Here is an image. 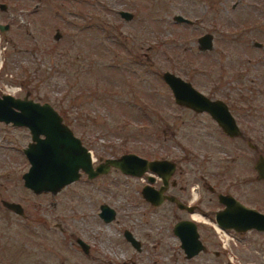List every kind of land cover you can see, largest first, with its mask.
<instances>
[{"label": "rangeland", "instance_id": "1", "mask_svg": "<svg viewBox=\"0 0 264 264\" xmlns=\"http://www.w3.org/2000/svg\"><path fill=\"white\" fill-rule=\"evenodd\" d=\"M1 3L0 26L7 28L0 29V95L64 112L62 122L91 151L93 165L125 153L180 157L183 173L174 178L201 186L202 209L220 206L210 184L264 213V180L254 168L264 157V0ZM177 14L192 24L174 22ZM205 33L212 49L203 52L197 39ZM164 71L227 103L241 134L228 138L206 113L175 104ZM30 141L27 128L0 122V264H264V232H217L212 221L199 223L204 249L187 259L172 232L185 215L145 201V174L110 168L92 179L81 173L55 194L33 193L22 179L29 167L22 149ZM2 200L19 203L23 216ZM101 204L115 210L111 222L98 216Z\"/></svg>", "mask_w": 264, "mask_h": 264}, {"label": "water", "instance_id": "2", "mask_svg": "<svg viewBox=\"0 0 264 264\" xmlns=\"http://www.w3.org/2000/svg\"><path fill=\"white\" fill-rule=\"evenodd\" d=\"M4 10L5 5L0 4ZM119 15L131 19L132 14L120 11ZM176 23L192 24V21L182 15H174ZM0 26V29H6ZM58 38V37H56ZM212 35L205 33L197 39L200 51L212 49ZM261 47V43H254ZM162 80L169 88L175 104L191 109L196 113H207L217 124L222 133L228 137H236L241 131L226 103L220 99H210L196 90L189 82L179 76L164 71ZM0 122L11 123L16 127H25L29 130L31 141L23 149L29 167L22 175L23 185L33 193L49 192L55 194L63 187L76 182L81 173L88 179L101 174H107L110 168H117L124 175L141 177L148 170L165 180L163 171L172 167L170 162L164 160H148L133 153H125L119 157H109L93 165L95 161L91 151L82 145L81 140L73 131L62 122V117L48 103H39L24 97L15 98L5 94L0 97ZM258 177L264 179V157L258 156L254 165ZM168 174L170 171L167 172ZM149 181L152 177H148ZM142 197L153 206H159L163 197L157 191L146 185L141 191ZM219 202L224 205L215 215V225L221 229H233L236 232L256 230L264 232V213L246 207L230 195H218ZM1 205L7 210L23 216V208L19 203L6 200ZM115 210L106 204L99 206L98 216L106 223L115 218ZM173 234L178 238L180 247L187 259L196 256L204 249L198 238L196 225L191 221H179L174 224ZM123 237L135 249L139 250V240L131 231L124 230ZM84 253L88 245L81 239L76 240Z\"/></svg>", "mask_w": 264, "mask_h": 264}, {"label": "flooded vegetation", "instance_id": "3", "mask_svg": "<svg viewBox=\"0 0 264 264\" xmlns=\"http://www.w3.org/2000/svg\"><path fill=\"white\" fill-rule=\"evenodd\" d=\"M3 95H5V94H3ZM3 95H0V97L3 96ZM15 98H19V97H15ZM23 98H20V99H23ZM27 99H29V98H27ZM226 105H227V103H226ZM228 109H229V107H228ZM229 111H230V109H229ZM2 123H4V122H2ZM4 124L5 125H12L11 123H4ZM228 138H232V137H228ZM82 145L84 146L83 143H82ZM250 146L253 147L252 144H250ZM22 153H23V149H22ZM179 158L180 157L174 159V158H169L168 156H166L165 158H160V159H148L150 161L151 160H160V161L164 160V161L170 162L172 164V167H166L165 170L163 171V173H165V175H166L165 176V180H163L162 178L158 177L155 173H153V172H151L149 170L147 172H145L144 174L146 175V181L147 182L143 185V187L146 186V185H149L153 189H155L157 191H160L161 196L163 197V201H162V203L160 205L168 203L170 205H173L179 211L184 213L185 216H183L180 219H178L177 222H179V221H191V222H193L196 225V229H197L199 223H201L203 221L207 222V223H211V221H212L215 224V222H216V220H215L216 213L218 211H221L224 208V205L219 202L218 195L219 194H221V195H230V194L216 192L215 191V186H211L210 184L209 185L205 184V186L207 187V190L212 194V196L214 198H216V201L220 204V206H219V208H217L216 210H213V211L209 210L208 208L207 209L209 211L207 209H202L201 206L203 204L204 199L202 198L201 194L199 193V189H200L201 186L199 184H197V186H191L190 185L191 182L187 183L185 186L184 185H179L178 182H177V179L174 178V175L176 173H179V174L183 173V171L179 170L181 168L180 165H179V163H180ZM183 158H185V157H183ZM168 171H170L169 174L167 173ZM148 177H152V180L149 181ZM262 180H264V179H262ZM143 187L141 188V191H142ZM230 196H232V195H230ZM233 198L235 200H237V198H235V197H233ZM238 202L241 203L240 201H238ZM241 204L244 205L243 203H241ZM244 206H246V205H244ZM246 207H249V206H246ZM249 208H252V207H249ZM254 210H256V209H254ZM194 214H197L200 218H196L195 219L193 217ZM88 248H89V246H88ZM140 250H141V243L139 242V250H136V251H140Z\"/></svg>", "mask_w": 264, "mask_h": 264}, {"label": "bare ground", "instance_id": "4", "mask_svg": "<svg viewBox=\"0 0 264 264\" xmlns=\"http://www.w3.org/2000/svg\"><path fill=\"white\" fill-rule=\"evenodd\" d=\"M196 193H197V192H196ZM193 217H194L195 219H196V218H200L198 215H194ZM214 227H215V229L217 230V232H222L221 228H219L218 226L214 225ZM224 236H225V238H226L225 241L228 242V240L230 239L229 236L226 235L225 233H224Z\"/></svg>", "mask_w": 264, "mask_h": 264}, {"label": "trees", "instance_id": "5", "mask_svg": "<svg viewBox=\"0 0 264 264\" xmlns=\"http://www.w3.org/2000/svg\"><path fill=\"white\" fill-rule=\"evenodd\" d=\"M67 93H68V92H65V93L63 94V96H62V100H64V101L66 100ZM78 93L80 94L81 92H80V91H78ZM226 99H228V98H226ZM57 112H58V110H57ZM58 113H59V115H60L61 117H63V116H64V112H62V111H59Z\"/></svg>", "mask_w": 264, "mask_h": 264}]
</instances>
